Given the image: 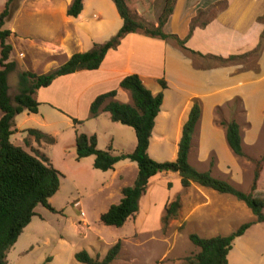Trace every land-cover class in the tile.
Returning a JSON list of instances; mask_svg holds the SVG:
<instances>
[{"label":"crops","instance_id":"1","mask_svg":"<svg viewBox=\"0 0 264 264\" xmlns=\"http://www.w3.org/2000/svg\"><path fill=\"white\" fill-rule=\"evenodd\" d=\"M220 1L223 2L222 7L215 10ZM70 2L20 0L18 8L6 22L11 31L8 41L13 54L10 59L16 61V69L35 72V66L42 64L46 72L65 62L73 53L88 51L94 43L109 40L122 25L112 0H83L77 16L67 15ZM172 3V11L163 25L165 33L176 34L181 39L186 37L185 46L201 55L248 58L257 53L254 65L252 62L249 66L245 65L241 60L204 65L201 62L203 59L213 57L189 53L172 39L163 40L131 32L121 39L116 48L106 52L97 69L58 76L49 86L37 90L36 99L39 105H50L71 118L88 119L89 105L101 93L115 89L116 100L129 102L130 94L119 87V82L125 75L138 74L152 94H163L148 148L168 136L167 141L171 139L173 142L172 156L175 157L182 126L194 100H197L200 117L192 136L190 153L194 146L198 148L197 164L201 165L213 151L218 167L232 168L237 155L227 145L225 127L214 121L215 111L238 97L253 128L251 134L256 133L257 124L264 116V0H174ZM127 4L130 7L128 0ZM198 14L208 18L195 23ZM149 22L157 25L155 18L149 19ZM159 79L165 81V88H162ZM95 135L98 147L99 137ZM72 140L69 147L73 150L75 131ZM110 141L108 146L116 149L112 139ZM37 145L41 147L45 144ZM135 145L136 139L130 151L119 153L132 152ZM68 153L71 154V150ZM157 155L155 152V157ZM118 163L112 171L113 175L119 174L121 178ZM129 165L133 167V164ZM131 169L135 171V176L137 168ZM171 173L152 176L146 192L153 178ZM123 187L125 185L120 191Z\"/></svg>","mask_w":264,"mask_h":264},{"label":"rangeland","instance_id":"2","mask_svg":"<svg viewBox=\"0 0 264 264\" xmlns=\"http://www.w3.org/2000/svg\"><path fill=\"white\" fill-rule=\"evenodd\" d=\"M5 1L0 0V8ZM128 3L130 9L142 20L152 24L149 19L158 18L165 0H128ZM222 5L220 1L214 9ZM197 16L195 23L208 18L206 15ZM256 54L248 58L239 56L230 61L241 60L245 65L249 66L251 62L254 65ZM201 62L204 65L218 64L214 58H205ZM43 67L42 64L35 66V72H44ZM18 71L16 69L8 76L11 96L18 91ZM38 108L37 113L23 112L14 117L10 141L29 150L23 143V130L27 128L39 129L55 138L54 144L38 147L33 143V147L39 148L62 173L59 189L49 198V203L56 211L37 205L36 214L7 252V264H84L75 259V252L85 249L92 256L102 257L117 241L121 244L120 251L111 264H184L185 257L198 251L188 239L190 233L204 237L226 235L241 223L255 219L251 210L233 196L197 184L183 188L178 175L171 173L157 175L151 180L148 192L139 200L140 209L122 226L102 224L99 215L119 201L121 186L133 183L136 175L133 176L135 171L131 168L136 169L137 165L128 159L120 160L117 165L122 175L120 178L119 174L113 175L112 169L103 171L93 168L92 155L77 159L75 149L69 147L74 135L72 118L45 103ZM78 119L83 122L76 129L83 133L97 134L99 149H107L112 139L113 148H116L113 149L114 154L130 151L136 139L132 127L110 121L106 112H101L95 118ZM231 119L240 125L244 151V156H235L232 168L218 167L213 151L209 152L205 162L198 165L199 154L195 146L191 153L189 151L188 159L197 169L210 170L213 176L230 182L242 191H248L256 169L255 162L264 154V116L257 124L256 133L251 134L253 128L244 105L236 97L215 111L214 121L219 126L220 120ZM167 137L163 143L156 142L148 148L151 158L157 161L175 158L172 156L173 142L171 139L167 141ZM68 150L72 153L69 154ZM155 152L158 154L156 157ZM129 164H133V167H129ZM260 166L257 184L260 189H264V161H261ZM177 196L180 198V208L174 217L164 220L166 202ZM227 262L264 264V222H256L248 233L234 239L227 254Z\"/></svg>","mask_w":264,"mask_h":264},{"label":"trees","instance_id":"3","mask_svg":"<svg viewBox=\"0 0 264 264\" xmlns=\"http://www.w3.org/2000/svg\"><path fill=\"white\" fill-rule=\"evenodd\" d=\"M122 25L118 31L103 43H94L85 52L73 53L65 62L46 72L37 73L32 70H21L17 73L18 91L12 96L9 93L8 76L16 70V61L10 59L12 45L8 41L11 31L5 27L6 22L19 6L20 0H6L0 10V264H7V252L15 243L23 228L36 214L37 205H42L50 211L56 209L49 203V198L59 189L62 173L54 167L48 158L32 146L37 144H54L55 138L39 129L23 130L24 145L10 141L13 134V119L22 112L36 113L39 102L36 99L37 90L49 86L58 76L80 70L97 69L106 52L118 46L121 39L128 33L139 32L146 36L172 39L183 50L198 54L202 57H213L218 64H225L237 58L201 55L185 46V38L176 34L165 33L163 25L172 11L174 0H165L162 13L157 18V25L148 24L142 20L127 4L126 0H112ZM83 5V0H71L67 7V15L77 16ZM5 27V28H4ZM191 32V29H190ZM189 32V33H190ZM162 88L166 87L163 79H159ZM119 87L130 94L129 102H120L114 97L116 90H110L97 95L89 105V117L95 118L101 112H107L112 122L133 128L136 145L132 152L114 154L111 146L107 149L97 147L95 134L87 135L76 129L82 120L72 118L75 131V154L77 159L92 155V167L99 170L113 169L115 163L128 159L137 165V174L131 185L121 189V197L117 203L111 204L106 211L99 215V221L107 226L120 227L139 210V200L146 192L149 179L159 173H176L183 188L191 184L212 189L218 193L229 194L243 202L255 216L254 220L241 223L236 229L226 235L210 237L197 233L188 235L189 241L198 248L193 255L185 257L184 264H228L227 254L232 248L236 237L241 236L252 224L264 222V189L258 187L260 163L256 161V169L248 191H242L230 182L215 177L210 170L202 171L190 164L188 153L195 126L200 117V104L194 100L188 118L184 122L181 136L177 145L176 156L173 160L157 161L148 154V146L157 116L163 100L162 92L152 94L147 89L138 74L131 73L121 78ZM225 127V138L228 147L237 156H244L240 125L235 119L220 120ZM212 160L210 164L212 165ZM180 198L167 201L164 206L163 219L172 218L180 208ZM120 241L115 242L106 253L100 257L92 256L85 249L74 253L77 261L84 264H111L120 251Z\"/></svg>","mask_w":264,"mask_h":264},{"label":"built area","instance_id":"4","mask_svg":"<svg viewBox=\"0 0 264 264\" xmlns=\"http://www.w3.org/2000/svg\"><path fill=\"white\" fill-rule=\"evenodd\" d=\"M75 204L78 206V202H76ZM83 213H84V212H82V214H83Z\"/></svg>","mask_w":264,"mask_h":264}]
</instances>
